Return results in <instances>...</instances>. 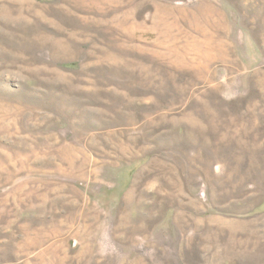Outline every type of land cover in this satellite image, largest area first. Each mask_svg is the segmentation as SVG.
I'll return each mask as SVG.
<instances>
[{
    "label": "rangeland",
    "instance_id": "rangeland-1",
    "mask_svg": "<svg viewBox=\"0 0 264 264\" xmlns=\"http://www.w3.org/2000/svg\"><path fill=\"white\" fill-rule=\"evenodd\" d=\"M0 264H264V0H0Z\"/></svg>",
    "mask_w": 264,
    "mask_h": 264
}]
</instances>
